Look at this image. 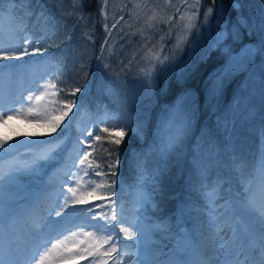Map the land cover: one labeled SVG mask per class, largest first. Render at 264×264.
I'll use <instances>...</instances> for the list:
<instances>
[{"label": "snow or ice", "instance_id": "6c2138e0", "mask_svg": "<svg viewBox=\"0 0 264 264\" xmlns=\"http://www.w3.org/2000/svg\"><path fill=\"white\" fill-rule=\"evenodd\" d=\"M5 2L0 0V12L4 11ZM167 4L175 12L166 19L155 11L148 15L147 0L143 7L134 5L140 11L129 15L130 20L134 18L137 22L143 19L131 35L138 33L143 41V64L138 61L137 68L149 87L158 73L166 75L179 68L182 76L193 56L199 52L204 59L207 51L219 48L229 36L226 18L218 15L214 38L201 45L200 30L208 26L213 8L205 11L201 25L197 23L201 0L191 3L182 0L180 6L167 0ZM103 5L106 9L108 0H103ZM175 13H180L177 23H173ZM107 15L105 11V21ZM121 21L124 25L119 31L123 32L125 27L132 29L124 15L111 28L116 29ZM160 23L168 24V35L176 37L167 53L162 43L159 46L152 43L153 30H158L156 26ZM221 24L223 31L219 29ZM242 26L249 28L250 33L253 31L247 21ZM104 27L108 30L109 25L105 23ZM193 31L196 36L190 42ZM255 31L259 36L258 46L245 48L242 58L230 61L214 80L211 94L219 91L224 76L240 63L250 61L257 53L264 56V19ZM108 35H112L111 31ZM232 35L238 36L236 25ZM163 39L161 36L160 40ZM108 43L106 40L105 44ZM185 45L189 47V60L174 64L176 53L183 52ZM45 50L43 39L27 30L22 17L0 14V85L5 80L19 85L12 94H6L0 87V124L23 119L40 125L45 129L43 135L52 137L15 143L0 138V264H81L82 261L87 264H264V145L256 175L251 179L245 173L243 156H233L229 167L234 179L230 176L227 181L220 176L215 181L209 180L211 170L218 165L212 150L207 156L194 157L187 187L189 195L195 194L202 203L193 208L185 202L180 216L183 218L186 211L196 212V238L179 224L174 227L163 218L150 225L146 213L150 208L157 209L153 193L157 192L170 159L179 152L192 128L194 111L185 104L187 97L181 96L167 109L148 153L143 159L137 158V182L129 186L132 193L128 207L123 195L124 182L120 181L117 188L120 146L129 132L135 135L144 131L142 122L133 119L120 122L118 115L105 111L80 127L77 121L85 107L88 88L80 80L73 86L58 87L63 83V71L52 65L50 57L44 55ZM41 63L48 66V71L37 74L36 67ZM104 67L110 70L109 64L105 63ZM53 68L58 74L49 75ZM80 74L86 81L83 67ZM105 86L106 82L102 81L101 87ZM78 93H81L79 97ZM110 120L116 123H109ZM74 124L78 134L70 140ZM61 161L56 173L60 176L59 185L50 178L48 186L34 190L36 178L45 174L50 164ZM24 178H30L29 182L22 183ZM97 208L104 210L97 212ZM225 229L232 233L230 237ZM153 232H159L163 239L175 240V246L170 251L164 250L167 245L153 247Z\"/></svg>", "mask_w": 264, "mask_h": 264}, {"label": "rangeland", "instance_id": "374dc122", "mask_svg": "<svg viewBox=\"0 0 264 264\" xmlns=\"http://www.w3.org/2000/svg\"><path fill=\"white\" fill-rule=\"evenodd\" d=\"M54 1L56 0H36V2L26 0V2H21L20 5V7L23 6L21 10L24 9V15L17 11L15 13L5 11L0 12V14L17 18L22 17L27 30L34 37L42 38L46 49H49L45 50L46 53L44 55L50 57L51 63L55 68L62 70L65 60L73 58L67 55L68 51H65L66 54L58 53V62L60 63V66H58L57 61H54L55 57H57V48L54 50L50 49L68 39L70 32L73 33L75 29L65 27L67 24L66 18L62 17L60 20L56 17V9L62 13L63 6L59 1L54 4ZM254 1L236 0L239 7H236V4L232 12H228L223 5L213 8L208 26L201 27L200 44L206 45L214 38L217 31L218 15L226 18L229 32L228 38L219 48L207 51L204 59L200 58L199 52L193 56L191 64L186 68L182 76L179 74V68L166 75L158 73L151 87H149L144 82V78L137 68L138 61L143 64L141 60L143 54L141 44L143 41L138 33L134 36L131 35V32L135 31L138 24L143 23V19L139 22L134 18L129 19V15L132 12L140 11V9H135L133 6L140 4L143 7L145 0H108L106 9L103 5V0H100L101 19H96L94 25L90 24L91 27L87 32H82L86 29L85 24L81 28L82 31L76 35L80 40L79 44L82 52L88 56L81 65L79 64L76 70H72L73 78L75 79H73L71 86L74 85L75 81L80 80L88 88L85 107L77 121L79 126L84 127L90 120L104 115L105 111L109 114L118 115L121 118L120 122L129 119L142 122L144 128L142 133L134 135L129 132L124 138L126 140L132 137L142 142L141 148H138L140 155H137L136 150L131 152L134 155L132 165L136 167L137 158L143 159V151H149L156 135L157 127L167 115V109L173 107L181 96H186L185 104L190 105L194 111L192 128L180 146L179 152L170 159L167 166V168L173 166L177 170L175 175L178 178L184 176L183 188L186 189L187 197L184 198L183 204L185 202L193 204V201H198L191 200L190 197L195 196V194L189 195L187 181L194 157L207 156L209 150L215 153L214 158L218 161V165L211 170L210 181H215L217 176H220L224 181H227L230 176L234 179V174L229 167L233 156H243L246 165V175L250 179L255 177L262 145H264V138H262V129H264V56L257 53L250 61L240 63L234 70L224 76L222 87L219 91L214 95L211 94L214 80L218 74L226 70L230 61L233 58H242L245 48L258 46L259 36L255 28L264 19V0H260L261 2L257 3V5ZM40 2L42 3L41 5L39 4ZM74 2L77 1L74 0ZM191 2L192 0H189V3ZM172 3L180 6L182 0H172ZM147 5L148 7L145 11L148 12V15L155 11L159 16H164L166 19L168 15H173L175 12L174 8L168 6L167 0H147ZM183 7H186V5ZM183 7L181 11H183ZM92 9L90 7L86 10ZM207 9L202 10L201 0L198 24H203L204 13ZM105 11L108 14L107 21L104 18ZM86 15L88 14L84 13L82 17ZM121 15H124L125 20H128L133 25L131 30L125 27L123 32L119 31L120 26L124 25V21H121L116 29L111 28V24L116 19H119ZM179 15L180 13H175L173 23L178 22ZM97 16L98 14L91 17L94 19ZM93 19L89 17L88 21L91 23ZM244 21H247L249 27L253 29L251 33L249 28L242 26ZM105 23L109 25L108 30L104 27ZM233 25L238 28V36L235 38L232 35ZM156 28L158 30H153L152 43L157 46L162 43L165 53H167L176 42L175 34L168 35L169 25L166 23L157 24ZM219 29L223 31L224 24H221ZM109 31L112 33L111 36L108 35ZM125 33H129V35H125ZM161 36H164L163 41L160 40ZM195 36L196 33L193 31L189 41L191 42ZM106 40L109 41L108 44H105ZM99 42H101V46L97 44ZM97 45L99 46L97 47ZM102 48L105 49L104 53L101 52ZM96 50H99V54L91 65V61H88L93 59V54ZM25 59L28 58L26 57ZM186 60H189V47L187 45L184 46L183 52L176 53L174 64L178 65ZM129 61H132L131 65H129ZM105 63L110 65V70L104 67ZM69 64L71 65L70 61ZM82 67L89 81L81 79L82 74L78 75ZM55 68L49 72V75L58 74L55 72ZM45 71H48V66L44 63L36 67L37 74H43ZM91 71H93V74L97 73L93 84ZM102 81L106 82L105 87H101ZM0 87L3 88L6 94H12L16 92L19 85L5 80ZM173 90H177V93H172ZM80 95L81 93L77 94L78 97ZM25 103L27 102L25 101ZM43 103L46 104V101ZM75 111L76 109H73V112ZM112 122L116 123V121ZM44 133L45 129L43 127L23 119H13L7 124H0V138H7L9 143L34 138H52L51 136L43 135ZM77 134V125L74 124L70 133V140L74 139ZM147 136L150 138L148 142L146 141ZM56 163V171L53 174H49L53 170L49 169V166L55 163L50 164L45 169V174L40 176V183L34 186L36 191L48 186L50 178L53 183H58L57 179H60V176L56 175V173L62 161ZM153 166L155 165L153 164ZM29 180L30 178H24L21 182L28 183ZM37 180L38 177L35 181ZM224 187L227 189L228 184L225 183ZM233 187H235V184H233ZM50 189L51 187H49L51 192L52 190ZM11 192L12 190H10L9 194ZM127 206L131 207L130 202ZM193 208H197V206H193ZM95 210L99 212V208ZM193 212L197 218L196 212L194 210ZM82 264H87V261H83Z\"/></svg>", "mask_w": 264, "mask_h": 264}, {"label": "trees", "instance_id": "16d2710c", "mask_svg": "<svg viewBox=\"0 0 264 264\" xmlns=\"http://www.w3.org/2000/svg\"><path fill=\"white\" fill-rule=\"evenodd\" d=\"M33 1L36 2V0ZM58 1L61 2L63 8L61 10L62 13H60V11L56 9L57 10L56 17L60 20L62 17L66 18L67 24L65 25V27H67L68 29L70 28L75 29L73 33L70 32L69 34L70 36L68 37V39L64 40V42L62 43L61 42L58 43V45L53 49H50V50H54L57 48L56 49L57 57H55L54 55V57L56 58L54 61L55 62L57 61L58 66H60V63L58 62L59 60L58 53L64 54L65 51H68L67 55L73 58L71 60L69 58L64 62V67L62 69L63 76H61V80L63 81V83L58 85V87H64L65 85L71 86L73 84V79L75 78H73L74 74L72 73V70H76L79 64L81 65L82 62L86 60V58L88 57L86 53L82 52L81 45L79 44L80 40L76 37V35L82 31L81 28L85 24H86L85 26L86 29L83 30L82 32H87L88 29H90L91 27L90 24L94 25L96 19H101V14H100L101 2L100 0H76L77 2H74V0H56L54 1V4H56ZM254 2L257 5V3L261 1L255 0ZM39 4L41 5L42 3L40 2ZM236 4H237L236 0H215V3H213V0H202V10L209 8V6L210 7L212 6V8H216L218 6L223 5L225 8H227L228 12H232ZM20 5H21L20 0H6V2L3 4V10H4L3 12L8 11L11 13H15L17 11L18 13L24 15L23 14L24 9L21 10L23 6L20 7ZM90 7H92L93 9L86 10L87 8ZM94 7L96 8L94 9ZM84 13L88 15L82 17V14ZM97 14H98L97 18L93 19V17H91L92 15L95 16ZM89 17L93 19L91 23L88 21ZM97 44L101 46V42ZM99 45H97V47ZM98 54H99V50L94 51L93 59L88 61V62L91 61V65L97 58ZM69 61L71 62V65L69 64ZM90 74L92 75L93 71H91ZM96 77H97V73H94L92 84L95 82ZM89 78L91 79L90 76ZM87 81H89V79ZM172 93H177V90H173ZM109 123H114V122L109 121ZM101 135L104 136L106 134L102 133ZM149 139L150 138L147 136L146 141H148ZM103 143L106 144L107 141L104 140ZM140 144H142V142L137 141L135 138L132 137H129L126 140L124 139V142L121 144L120 146L122 149L121 167L118 171L117 188L120 187V181L124 182V187L126 188L127 186L129 187L130 185H133L132 183L137 182L138 170L137 167H134L132 165V160L134 159V155L131 153V150L138 148ZM175 174H177V170L172 166L170 168H167L163 176L160 178L158 182V190L156 193H153V197L157 202V209H155L151 213L152 218H154L156 221H160V219L163 218L175 227L176 224L179 225H181L182 223L188 224L189 214H191V219H189V225H191V223L192 225H195L197 224L198 220L194 216V212H187V216L185 214L183 218H181L179 214L178 210L180 208V205L181 206L183 205V200H185L184 198L187 196L183 188L184 176L183 177L180 176L178 178V176ZM148 188H151V185H149ZM195 196L193 195V197H190L191 200H198V201H193L192 205L199 207L201 205V202H199L200 199H197ZM180 220L182 223H180ZM160 237L164 241V243L171 242V240L163 239L161 234Z\"/></svg>", "mask_w": 264, "mask_h": 264}, {"label": "bare ground", "instance_id": "6f19581e", "mask_svg": "<svg viewBox=\"0 0 264 264\" xmlns=\"http://www.w3.org/2000/svg\"><path fill=\"white\" fill-rule=\"evenodd\" d=\"M224 231L228 233V236H229V237L232 235V233H231V232H228V230H227V229H226V230H224Z\"/></svg>", "mask_w": 264, "mask_h": 264}]
</instances>
